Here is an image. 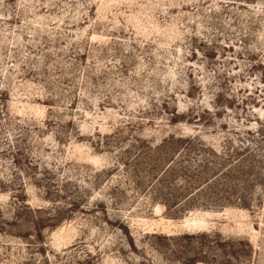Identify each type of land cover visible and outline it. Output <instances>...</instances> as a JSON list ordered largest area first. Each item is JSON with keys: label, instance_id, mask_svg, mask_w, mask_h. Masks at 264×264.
<instances>
[{"label": "rangeland", "instance_id": "obj_1", "mask_svg": "<svg viewBox=\"0 0 264 264\" xmlns=\"http://www.w3.org/2000/svg\"><path fill=\"white\" fill-rule=\"evenodd\" d=\"M0 264H264V0H0Z\"/></svg>", "mask_w": 264, "mask_h": 264}]
</instances>
